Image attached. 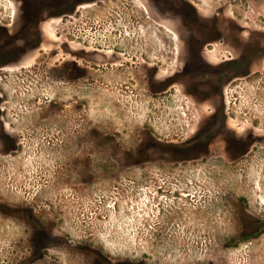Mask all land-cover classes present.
Listing matches in <instances>:
<instances>
[{"label":"rangeland","instance_id":"374dc122","mask_svg":"<svg viewBox=\"0 0 264 264\" xmlns=\"http://www.w3.org/2000/svg\"><path fill=\"white\" fill-rule=\"evenodd\" d=\"M125 1L80 7L65 30L88 38L132 32L137 41L146 31L147 48L162 51L158 76L146 86L62 83L50 70L58 60L39 62L60 48L57 17L30 81L17 83L22 70L0 69L7 122L17 116L12 106L28 100L31 111L20 115L34 131L21 133L20 151L0 153V264H264V225L253 231L246 224L253 217L264 224V56L228 93L231 125L256 139L239 160L227 157L221 138L191 160L171 150L210 108L184 98L180 83L161 89L181 69L175 50L193 32L210 35L220 26L225 33L238 22L243 47L264 49V0H187L194 6L178 2L158 15L148 5L146 28L139 8ZM11 5L0 0L4 22L14 15ZM215 47L225 49L223 39ZM17 207L34 211V241Z\"/></svg>","mask_w":264,"mask_h":264},{"label":"flooded vegetation","instance_id":"af4514ba","mask_svg":"<svg viewBox=\"0 0 264 264\" xmlns=\"http://www.w3.org/2000/svg\"><path fill=\"white\" fill-rule=\"evenodd\" d=\"M14 6L11 21L4 22L0 17V69L22 70V74H15L23 84L32 77L28 71H34L36 59L44 57L46 51L44 45L48 43L47 24L53 18L61 22L59 33L60 48L50 50L48 61L44 57L42 61L58 60L50 70L60 77L62 83L80 86L84 79L97 86L131 87L143 86L158 76L162 61V51L159 48H147L146 31L140 34L143 38L137 41L136 33L119 32L118 37L110 33L97 32L94 36L86 37L84 31H67L70 18H77L80 7L102 6L107 0H10ZM179 2V3H178ZM192 5L187 0H126L129 7L139 8L141 22H147V7L155 8L156 14L162 13L163 7H175V5ZM143 8V9H142ZM82 18H80L81 20ZM200 17H190L189 23H198ZM212 19L217 20V17ZM215 23V22H214ZM226 27L230 31L193 32L186 40L187 47L175 50V61L181 66L174 75L164 80L163 87L181 84V95L199 108L208 106L206 114H200L196 128L192 135L183 142L170 144L169 147H202L197 156L210 152V147L217 138L224 142L227 157L231 160H239L247 156L253 147L255 140L253 131L246 129L238 133L231 125L232 112L229 108L231 100L229 91L237 81L249 77L253 68L257 66L259 56H264V49L243 47L242 37L245 35L242 26L236 22ZM93 28V26H91ZM85 29V28H84ZM230 35V36H228ZM223 39L225 49L215 47L217 41ZM209 45H214L210 48ZM220 50L223 53H220ZM155 53V54H154ZM41 54V55H40ZM58 56V57H57ZM41 60V59H39ZM150 79V80H149ZM19 84V85H20ZM162 85V84H161ZM160 89V90H161ZM24 100V99H22ZM237 100H242L237 96ZM25 101V100H24ZM7 100L0 93V153L7 151H20L24 130L31 132L33 122L29 117L20 113H29L32 105L28 100L19 104L15 121L7 122ZM34 103V102H33ZM236 104V101H234ZM246 114V112H245ZM28 119L25 121V119ZM24 121L21 123L20 120ZM156 146H159L155 144ZM3 147H5L3 149ZM143 147H148L145 145ZM192 159L188 156L183 160ZM148 160H136L134 163H146ZM15 210V211H14ZM13 212L18 220L27 224L28 230H32L28 240L34 241L35 215L28 207H17ZM3 202L0 201V216H3ZM247 227L255 231L262 227L256 218L247 219ZM244 225V224H243ZM242 230L248 231L249 229ZM98 253V251L96 252ZM126 264V263H120Z\"/></svg>","mask_w":264,"mask_h":264},{"label":"trees","instance_id":"16d2710c","mask_svg":"<svg viewBox=\"0 0 264 264\" xmlns=\"http://www.w3.org/2000/svg\"><path fill=\"white\" fill-rule=\"evenodd\" d=\"M171 150H173L179 157L184 158L186 156L190 158H195L198 154V151L202 147H169ZM247 232V231H246ZM246 232H244L246 234ZM123 263L126 264H142L143 261L140 262H131V261H124Z\"/></svg>","mask_w":264,"mask_h":264}]
</instances>
